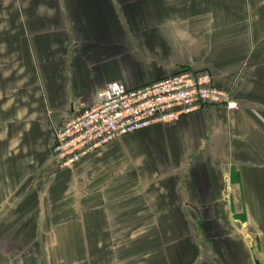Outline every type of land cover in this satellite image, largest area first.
Masks as SVG:
<instances>
[{"label": "crops", "instance_id": "crops-1", "mask_svg": "<svg viewBox=\"0 0 264 264\" xmlns=\"http://www.w3.org/2000/svg\"><path fill=\"white\" fill-rule=\"evenodd\" d=\"M9 6L28 33L23 48L35 98L24 108L38 113L15 122V175L44 182L20 192L36 188L40 201L78 207L82 224L111 208L126 217L136 208H166L171 198L195 240L202 239L197 225H224L223 248L206 249L213 264L222 255V264H251L249 254L253 264H264V248L234 247L245 234L262 240L264 230V103L252 77L264 61V41L255 39L251 24L261 23L264 0H14ZM180 67L209 70L239 108H198L124 134L54 171L49 150L56 124L92 104L111 81L139 86ZM13 188L0 186L5 196Z\"/></svg>", "mask_w": 264, "mask_h": 264}, {"label": "rangeland", "instance_id": "rangeland-1", "mask_svg": "<svg viewBox=\"0 0 264 264\" xmlns=\"http://www.w3.org/2000/svg\"><path fill=\"white\" fill-rule=\"evenodd\" d=\"M13 1H1L5 8H0V186L2 189L11 186L14 190L13 187L17 189V185L19 190L11 195L6 192V196L0 190V264H213V257L205 255L206 249L223 248L224 225L217 222L197 225V233L202 235V239L195 240L189 231V225L184 222L174 205V199L167 200L166 208H136L134 217L116 214L121 209L111 208L107 210V215H88V222L82 224L77 222L79 218H84L79 217L78 207L72 208L68 203L66 207L59 206L57 200L50 203L40 201L36 188L20 192V187L25 190L31 184L29 190L39 185V182H44L40 181L38 175H15V122H24L33 117L36 119L38 113L24 108H31L35 96L34 89L28 86L32 75L23 48V41L27 39L28 33L20 31L24 19L15 14L13 6H9ZM257 22V25L253 21L251 24L256 30L255 39L262 42L264 16L261 23L259 20ZM260 47L262 48L259 51L264 52V46ZM263 62L255 64L256 70L252 76L255 78V89L262 94V103ZM23 149L30 150L26 145H23ZM34 150L41 154L45 151L40 146H35ZM49 153V161H53L54 171L62 169L51 153V146ZM41 194L45 198V192ZM2 196L6 201H2ZM111 211L115 215L110 214ZM58 212L60 215H56ZM58 219L63 222H52ZM210 220L215 219L210 217ZM207 228L212 232H207ZM242 230L240 229L241 234L246 233V230ZM259 235L262 240H249L246 238L248 234L242 240H234L235 249L238 251L246 247L254 252L257 248L260 252L264 248V230ZM215 236L222 239H212ZM226 237L229 238V235ZM224 241L225 246L230 242L225 239ZM238 257L241 260L245 258L244 255ZM224 258L222 255L215 259L221 264L227 263ZM247 258L248 262H244L253 264V256L249 254Z\"/></svg>", "mask_w": 264, "mask_h": 264}, {"label": "built area", "instance_id": "built-area-1", "mask_svg": "<svg viewBox=\"0 0 264 264\" xmlns=\"http://www.w3.org/2000/svg\"><path fill=\"white\" fill-rule=\"evenodd\" d=\"M209 105L237 109L230 92L216 86L209 70L180 67L154 81L128 87L107 83L92 104L84 105L54 127L51 153L61 167H71L105 143Z\"/></svg>", "mask_w": 264, "mask_h": 264}, {"label": "water", "instance_id": "water-1", "mask_svg": "<svg viewBox=\"0 0 264 264\" xmlns=\"http://www.w3.org/2000/svg\"><path fill=\"white\" fill-rule=\"evenodd\" d=\"M256 264H258V261L255 259Z\"/></svg>", "mask_w": 264, "mask_h": 264}, {"label": "bare ground", "instance_id": "bare-ground-1", "mask_svg": "<svg viewBox=\"0 0 264 264\" xmlns=\"http://www.w3.org/2000/svg\"><path fill=\"white\" fill-rule=\"evenodd\" d=\"M87 240V239H86Z\"/></svg>", "mask_w": 264, "mask_h": 264}]
</instances>
